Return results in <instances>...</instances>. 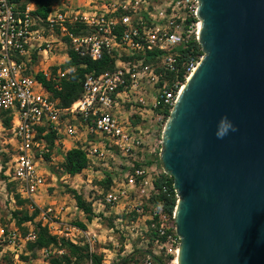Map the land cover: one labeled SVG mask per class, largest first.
Returning a JSON list of instances; mask_svg holds the SVG:
<instances>
[{"label":"built area","instance_id":"built-area-1","mask_svg":"<svg viewBox=\"0 0 264 264\" xmlns=\"http://www.w3.org/2000/svg\"><path fill=\"white\" fill-rule=\"evenodd\" d=\"M78 7L70 12L50 9L42 18L33 0H0V111L11 119L7 129L11 153L4 176L35 208V198L46 183L43 166L54 159L53 151L65 156L79 149L88 161L87 168L116 165L109 168V190L97 192L91 200L93 215L121 206L127 215L141 218L148 232L154 231V247L175 244L176 253L180 240L173 216L171 222L160 207L150 203L158 194L156 179L167 175L155 162L161 139L151 138L152 125L145 128L140 122L157 112H170L180 94L183 84L177 75L169 82L168 74L176 72L180 47L197 42L201 24L198 3L85 0ZM67 44L69 48H64ZM69 51L92 62L109 58L112 67L99 74H85L80 97L61 107L37 76L41 74L59 90L74 70L62 69L70 60ZM201 59L190 57L188 74ZM161 121L158 117L157 122ZM162 188L167 191L166 185ZM58 215L52 208L40 209L39 219L51 235L73 245H87L90 254H95L96 235ZM160 238L166 241L161 243ZM34 240V232L23 235L0 223V251L9 253L12 264H22L24 249ZM41 252L48 256L51 250ZM152 263L149 256L141 258V264ZM86 264L93 262L89 259Z\"/></svg>","mask_w":264,"mask_h":264},{"label":"water","instance_id":"water-1","mask_svg":"<svg viewBox=\"0 0 264 264\" xmlns=\"http://www.w3.org/2000/svg\"><path fill=\"white\" fill-rule=\"evenodd\" d=\"M196 1L203 56L159 154L177 264H264V0Z\"/></svg>","mask_w":264,"mask_h":264},{"label":"rangeland","instance_id":"rangeland-1","mask_svg":"<svg viewBox=\"0 0 264 264\" xmlns=\"http://www.w3.org/2000/svg\"><path fill=\"white\" fill-rule=\"evenodd\" d=\"M83 3H85V0H59L51 7V9H53L54 11L65 9L67 12H70L78 10V6L82 5ZM65 42L67 43L68 41L65 40ZM64 48H69L68 44ZM188 75L189 74L184 77V81L179 80L180 83L185 84L187 81L185 79ZM168 80L169 82L175 81L174 77L171 76L168 77ZM158 117H161L162 119L160 123L157 122ZM165 119L166 117L163 113L161 114V112H157L155 116L150 115L149 117H146L145 122H140V124H143L145 128H149L152 125L153 129L148 133L149 136L151 138H155L156 140H160L161 130L165 123ZM150 122L152 123L150 124ZM9 137L10 136L7 129L1 128L0 223L5 229L16 228L20 233L23 234L24 231L16 225V220L12 216V212L20 209L16 203V190L12 186H8V182L6 181V179H4V172L7 169V163L10 159L11 153V147L10 145H8ZM5 151L8 153H6ZM51 155L54 159L51 160L47 165L43 166V168H45L46 170V183L45 186L40 190V193L36 196L37 199L40 200V202L39 200H37V204L41 208L43 204L48 203H51L57 207H63V210L69 208V213L67 214L64 221L75 224L80 219V211H77L75 200L73 199L71 194L68 193V190H76L78 194L82 196L84 201L91 203L93 196L96 197L97 192L103 191L102 183L104 182L106 175L110 171L109 168L114 169L117 166L111 163H109L108 166L93 165L91 166V168L83 170L80 174L71 176L65 172L62 165L64 161V155H62L59 151H53ZM148 158L150 159V157ZM3 161L5 162L3 163ZM11 198L14 200V202L11 201ZM29 205L30 204L24 205L23 208L27 209L28 212L31 213L34 208L32 209L31 207H29ZM122 210L123 209L120 206L115 210H108L104 212V214H96L93 216V219L88 222L86 227L87 231L96 235V243L94 244V252L96 255L101 256L102 260H105L107 264H113L115 262H121L123 258L133 254L135 250H144L154 251L158 254V256H171L168 264L178 263L177 251L175 253V244H167L166 247L163 248L154 247L149 239V232L146 227L147 224L143 220H141V218H138L137 216L133 217L132 215H127ZM38 222L41 225L44 224L43 221H40L38 216V218H36L33 223L22 225V228L26 229L28 233L34 232L33 230L35 224ZM31 250L32 249H29L27 244L22 255L23 259L21 258L22 264H32L33 260H37L33 264H49L48 262L52 257L61 256V254H64V250L52 248L50 249L51 252L48 256L42 253L40 250L37 252L34 251L35 256L33 258V251ZM141 258L143 257L137 254L134 258L135 261H132L130 263L141 264ZM152 262V264H158L154 261V259H152ZM0 263L12 264V260L8 252L0 251Z\"/></svg>","mask_w":264,"mask_h":264},{"label":"trees","instance_id":"trees-1","mask_svg":"<svg viewBox=\"0 0 264 264\" xmlns=\"http://www.w3.org/2000/svg\"><path fill=\"white\" fill-rule=\"evenodd\" d=\"M36 5V11L39 16L42 18H46L50 12L51 7L58 2L59 0H33ZM74 33H77V30H73ZM68 41V38H65ZM180 57L177 60L176 72L168 74V77L178 76V79L184 81V77L188 74L186 68L188 66V62L190 57H194L198 60L199 57L203 56L201 52L200 46L198 43L193 40L187 46H182L179 49ZM70 60L62 66V69H71L74 70L68 74V79L62 81L60 89L56 90L53 88V85L50 82H47L44 77L39 74L37 76L38 80L42 83V85L53 94L54 98L60 101L61 107L70 106L75 100H77L81 95V80L85 74L95 73L99 74L107 69L112 67V63L109 58H104L98 62H92L85 58H78L76 54L72 51H69ZM190 74L187 76V80L189 79ZM183 84L182 86H184ZM164 115L168 118L169 111L166 110ZM10 117L7 112L0 111V121L5 129L10 128ZM52 148V141H50ZM5 155V154H3ZM8 160V158H7ZM156 165L158 168H161V164L159 161V157L155 158ZM5 161H3L4 163ZM63 167L67 174L71 176H75L80 174L83 170L87 169L88 161L85 157V154L79 149H72L68 151L64 156ZM148 165H151V162H148ZM5 169V168H4ZM7 181V177H4ZM8 182V181H7ZM111 176L108 173L102 183L103 192L106 193L111 186ZM166 185L167 191H163V186ZM173 179L168 175L162 174L160 178L156 179L155 187L158 189V194L152 197L150 203L154 207H160V209L169 217L172 222V216L174 213V209L177 203L176 194L172 188ZM8 186H12L15 189V184L8 182ZM68 193L71 194L73 199L75 200L77 210L83 212L88 222L93 219V213L91 208V203L84 201L82 196L78 194L76 190L69 189ZM16 203L19 210L12 212L13 218L16 220V225L20 227L26 235L28 232L26 229L22 228V225L26 223H33L39 214V209L34 208L31 213L28 212L27 209L23 208L24 205H27L29 202L23 199H20L18 194H15ZM133 217H136V214H132ZM74 225L80 227L81 229H85L86 226L82 222H76ZM35 240L33 242H28L29 249H32V257L34 258L35 252L41 251L42 249H52L56 248L59 250H64V254L61 256L52 257L49 260V264H84L90 260H92L93 264H101L102 257L96 254H90L89 248L87 245L77 246L73 245L70 242L65 241L64 239H60L56 236H53L49 233L47 227L42 226L39 222L35 224L34 227ZM156 235L154 231L149 230V239L150 241L155 239ZM161 243L166 241V238H160ZM139 254L143 258L151 257L158 264H168V261L171 259V256H154L151 251L144 250H135L133 254L126 256L121 260V262H115L113 264H129L132 261H135V256ZM22 258V256H21ZM23 259V258H22ZM137 263V262H136ZM1 264V263H0Z\"/></svg>","mask_w":264,"mask_h":264},{"label":"crops","instance_id":"crops-1","mask_svg":"<svg viewBox=\"0 0 264 264\" xmlns=\"http://www.w3.org/2000/svg\"><path fill=\"white\" fill-rule=\"evenodd\" d=\"M140 121H141V119H140ZM5 129V128H3V126H2V124H1V121H0V129ZM9 141V140H8ZM7 143V142H6ZM76 176V175H75ZM44 191V190H43ZM17 194V193H16ZM42 195V194H41ZM40 195V196H41ZM20 197V196H19ZM42 198H43V196H42ZM20 199H23V198H21L20 197ZM23 200H25V199H23ZM37 200H39V199H37V197L35 198V201H36V204H37ZM43 200V199H42ZM41 200V201H42ZM46 200H49V199H46ZM11 201L12 202H14V200L11 198ZM27 201V200H26ZM39 202H40V200H39ZM28 204H30V203H28ZM27 204V205H28ZM44 206V207H43ZM43 206H42V208L40 207V206H38V204H37V209H39V213H40V209H47V208H52L54 211H55V213L56 214H59L60 215V217L64 220L65 218H66V216H67V214L69 213L68 211V209H65V210H63L64 208L63 207H57V206H54L53 204H51V203H48V204H43ZM29 207H31L30 205H29ZM33 209V208H32ZM77 209V208H76ZM78 211V210H77ZM80 213V216H79V222H82L86 227H87V224H88V221H87V219H86V217H85V215L83 214V212H79ZM38 216H39V214H38ZM38 216H37V218H38ZM82 217H83V219H82ZM86 221V222H85ZM26 224H30V222L29 223H26ZM86 229V228H85ZM37 260H33V262H32V264L34 263V262H36Z\"/></svg>","mask_w":264,"mask_h":264},{"label":"bare ground","instance_id":"bare-ground-1","mask_svg":"<svg viewBox=\"0 0 264 264\" xmlns=\"http://www.w3.org/2000/svg\"><path fill=\"white\" fill-rule=\"evenodd\" d=\"M190 78V77H189ZM185 86V85H184ZM184 86L181 87L180 89V93L182 92V90L184 89ZM178 260V259H177Z\"/></svg>","mask_w":264,"mask_h":264},{"label":"clouds","instance_id":"clouds-1","mask_svg":"<svg viewBox=\"0 0 264 264\" xmlns=\"http://www.w3.org/2000/svg\"><path fill=\"white\" fill-rule=\"evenodd\" d=\"M234 130V129H233Z\"/></svg>","mask_w":264,"mask_h":264}]
</instances>
